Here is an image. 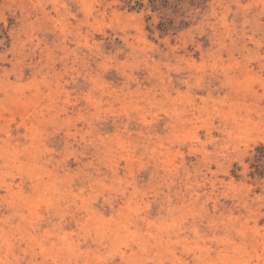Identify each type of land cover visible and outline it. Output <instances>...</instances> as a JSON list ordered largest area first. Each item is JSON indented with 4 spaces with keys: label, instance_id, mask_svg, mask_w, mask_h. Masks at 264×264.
<instances>
[{
    "label": "rangeland",
    "instance_id": "1",
    "mask_svg": "<svg viewBox=\"0 0 264 264\" xmlns=\"http://www.w3.org/2000/svg\"><path fill=\"white\" fill-rule=\"evenodd\" d=\"M0 264H264V0H0Z\"/></svg>",
    "mask_w": 264,
    "mask_h": 264
}]
</instances>
